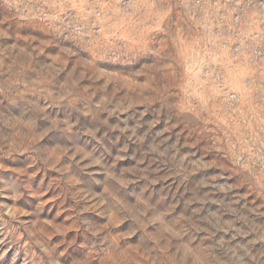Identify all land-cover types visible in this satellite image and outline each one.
Instances as JSON below:
<instances>
[{"label":"rangeland","instance_id":"1","mask_svg":"<svg viewBox=\"0 0 264 264\" xmlns=\"http://www.w3.org/2000/svg\"><path fill=\"white\" fill-rule=\"evenodd\" d=\"M0 264H264V0H0Z\"/></svg>","mask_w":264,"mask_h":264}]
</instances>
